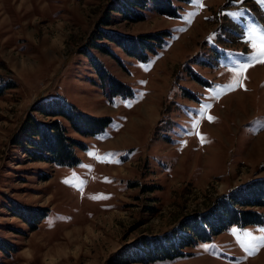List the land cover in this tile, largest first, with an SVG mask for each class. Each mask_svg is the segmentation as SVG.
I'll return each instance as SVG.
<instances>
[{
    "label": "rangeland",
    "instance_id": "1",
    "mask_svg": "<svg viewBox=\"0 0 264 264\" xmlns=\"http://www.w3.org/2000/svg\"><path fill=\"white\" fill-rule=\"evenodd\" d=\"M110 1L0 0V76L14 83L0 95V264H114L113 254L138 236L166 231L264 175V63L247 68L242 87H225L229 69L254 51L247 29L264 34V0H172L177 16L147 6L138 20L107 12ZM101 16L110 19L104 28L169 34L144 60L109 41L112 53L101 52L89 45ZM83 49L131 93L100 86ZM55 95L111 118L95 135L71 132L85 142L75 165L29 159L13 143L34 102ZM204 104L211 107L199 115ZM14 204L43 215L27 221ZM260 237L264 223L231 226L190 255L126 264H264Z\"/></svg>",
    "mask_w": 264,
    "mask_h": 264
},
{
    "label": "trees",
    "instance_id": "2",
    "mask_svg": "<svg viewBox=\"0 0 264 264\" xmlns=\"http://www.w3.org/2000/svg\"><path fill=\"white\" fill-rule=\"evenodd\" d=\"M150 6L160 14L177 16V7L172 0H111L107 12L115 11L123 19L138 20L144 17L141 9ZM108 16L95 22L90 44L101 52L112 53L108 43L119 46L127 55L144 60L148 52H154L168 31L156 29L135 34L104 28ZM100 39L101 41H98ZM105 39L106 41H102ZM109 41V42H107ZM95 67L100 86L110 94L129 95L128 84L110 74L105 65L88 50H82ZM14 85L11 79L0 76V95ZM40 114L44 119L36 116ZM111 118L107 115H92L77 108L64 97L45 96L30 107L18 127L13 143L19 145L32 160L54 162L58 165H75L79 162L76 149H84L83 139L75 136H92L103 130ZM13 211L23 219L36 220L43 212L33 206L13 205ZM264 223V175L251 177L217 195L202 211L184 215L168 230L152 235L142 234L125 244L113 254L114 264L130 262L150 263L156 260H174L190 255L198 242L212 239L231 226L261 225ZM5 244V243H4ZM1 243L0 247H4Z\"/></svg>",
    "mask_w": 264,
    "mask_h": 264
},
{
    "label": "snow or ice",
    "instance_id": "3",
    "mask_svg": "<svg viewBox=\"0 0 264 264\" xmlns=\"http://www.w3.org/2000/svg\"><path fill=\"white\" fill-rule=\"evenodd\" d=\"M229 2H232V0H229ZM200 7H203V5H200ZM230 15H235V13H230ZM257 29L255 27H249L247 29V36L246 39L251 41V47L254 50L249 58L243 62L236 63L233 67H231L229 70L232 71L235 75L233 80L229 83V85L225 86L228 88V90H233L235 86H243L239 77L247 70V68L251 67L254 62L258 63H264V34H261L258 38L256 37ZM226 55H230V53H226ZM210 104H204L201 105V108L198 110L199 115H205L206 109L210 108ZM210 122L213 121L215 118L208 115L206 117ZM198 125L199 120L195 119L192 122V129L196 130V135L200 138L201 143H204V137L199 133L198 131ZM189 135L192 134L191 132L188 133ZM183 143V142H182ZM90 155H93V153H90ZM98 159L101 160V162H118V161H112V160H106L105 157H98ZM103 198V197H101ZM235 229H233V233H235ZM245 235L249 236L251 239H256L255 237H251L250 233H245ZM261 240H264V237H260ZM205 250L209 247L208 245L203 246ZM250 251L249 255L255 254V251L257 250L256 245H249Z\"/></svg>",
    "mask_w": 264,
    "mask_h": 264
}]
</instances>
